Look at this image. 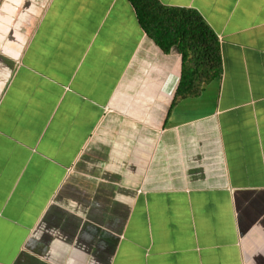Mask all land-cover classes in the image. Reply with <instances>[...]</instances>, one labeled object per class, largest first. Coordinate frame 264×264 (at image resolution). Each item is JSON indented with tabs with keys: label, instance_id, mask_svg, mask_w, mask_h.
Masks as SVG:
<instances>
[{
	"label": "crops",
	"instance_id": "0c3cea01",
	"mask_svg": "<svg viewBox=\"0 0 264 264\" xmlns=\"http://www.w3.org/2000/svg\"><path fill=\"white\" fill-rule=\"evenodd\" d=\"M160 1L221 45L174 105L130 0H0V264H264V0Z\"/></svg>",
	"mask_w": 264,
	"mask_h": 264
},
{
	"label": "trees",
	"instance_id": "16d2710c",
	"mask_svg": "<svg viewBox=\"0 0 264 264\" xmlns=\"http://www.w3.org/2000/svg\"><path fill=\"white\" fill-rule=\"evenodd\" d=\"M139 23L165 53L177 47L182 59L181 76L173 105L199 96L206 84L221 77L220 38L195 8L169 6L160 0H130Z\"/></svg>",
	"mask_w": 264,
	"mask_h": 264
},
{
	"label": "rangeland",
	"instance_id": "374dc122",
	"mask_svg": "<svg viewBox=\"0 0 264 264\" xmlns=\"http://www.w3.org/2000/svg\"><path fill=\"white\" fill-rule=\"evenodd\" d=\"M106 121H108V119L106 120L105 119V122ZM109 123H111V124H113L112 122H111V120L110 121H108V122H106L105 124H103V126L104 125H106V124H109ZM102 126V125H101ZM106 128H107V126H105ZM108 130H109V128H108ZM90 147V146H89ZM97 151H95V150H92V149H86L85 150V157L86 156H89V157H95L96 155H95V153H96ZM74 172H76V171H74ZM80 172V171H79Z\"/></svg>",
	"mask_w": 264,
	"mask_h": 264
}]
</instances>
